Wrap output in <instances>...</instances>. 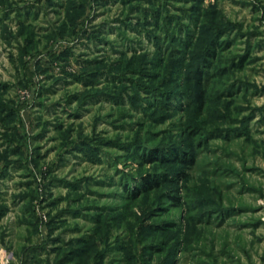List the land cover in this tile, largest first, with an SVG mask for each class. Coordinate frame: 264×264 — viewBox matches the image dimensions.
Instances as JSON below:
<instances>
[{
  "label": "rangeland",
  "instance_id": "374dc122",
  "mask_svg": "<svg viewBox=\"0 0 264 264\" xmlns=\"http://www.w3.org/2000/svg\"><path fill=\"white\" fill-rule=\"evenodd\" d=\"M0 264H264V0H0Z\"/></svg>",
  "mask_w": 264,
  "mask_h": 264
},
{
  "label": "trees",
  "instance_id": "16d2710c",
  "mask_svg": "<svg viewBox=\"0 0 264 264\" xmlns=\"http://www.w3.org/2000/svg\"><path fill=\"white\" fill-rule=\"evenodd\" d=\"M208 51L213 55V53H214V51H212L211 49L209 50L208 49ZM208 52V55L210 54ZM195 98L196 99H201L202 97H201V92L199 91L198 93H196V95H195ZM155 155V154H154ZM156 156V155H155ZM158 156V155H157ZM157 158V157H156ZM176 159H180V163H181V167H187V165L189 166V165H191L192 164V162H193V159L192 158H185V157H176ZM177 174H178V176H179V178H182L183 176H185L184 175V170L182 169V170H179L178 172H177ZM147 181V180H146ZM149 181V180H148ZM173 200H175L174 198H172Z\"/></svg>",
  "mask_w": 264,
  "mask_h": 264
}]
</instances>
